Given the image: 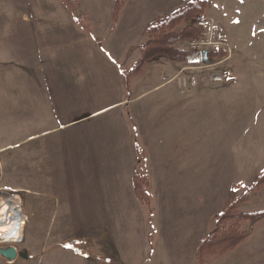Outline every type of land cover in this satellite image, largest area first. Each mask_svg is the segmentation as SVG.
I'll return each instance as SVG.
<instances>
[{
  "label": "crops",
  "instance_id": "1",
  "mask_svg": "<svg viewBox=\"0 0 264 264\" xmlns=\"http://www.w3.org/2000/svg\"><path fill=\"white\" fill-rule=\"evenodd\" d=\"M48 1L49 28L68 29L70 249L93 255L67 264H197L202 237L264 170V0H204L227 36L229 80L209 82L200 60L162 55L129 89L123 71L141 59L151 23L195 0H124L116 21L115 0H77L61 7L63 23L54 22L61 1ZM136 173L148 181L149 205ZM238 209L264 210V186ZM208 264H264V219Z\"/></svg>",
  "mask_w": 264,
  "mask_h": 264
},
{
  "label": "rangeland",
  "instance_id": "2",
  "mask_svg": "<svg viewBox=\"0 0 264 264\" xmlns=\"http://www.w3.org/2000/svg\"><path fill=\"white\" fill-rule=\"evenodd\" d=\"M59 1L55 23L65 22L59 11L68 7ZM53 9L48 0H0V206L12 223L0 249L16 245L30 255L36 248L42 252L40 259L12 262L0 254V264H67L93 256L73 254L76 244L68 237V29L49 28ZM194 17L175 31L193 26ZM86 22L81 24L90 32ZM258 36L263 42L264 30ZM194 37L176 46L191 50ZM257 50L264 53V45ZM216 61L212 66L200 60L207 80L221 83L211 79L215 70L228 72L229 80L226 58Z\"/></svg>",
  "mask_w": 264,
  "mask_h": 264
},
{
  "label": "trees",
  "instance_id": "3",
  "mask_svg": "<svg viewBox=\"0 0 264 264\" xmlns=\"http://www.w3.org/2000/svg\"><path fill=\"white\" fill-rule=\"evenodd\" d=\"M74 10L76 0H62ZM124 6V0H115L114 19H118L119 13ZM207 2L204 0H195L162 19H157L149 27L150 40L142 47V57L129 70L123 71L124 84L127 89L130 86V78L143 73L148 62L157 56H168L181 60H202L199 51L182 49L176 46V43L194 37L199 29L187 25L178 31L176 27L186 21H190L196 14L203 13L206 10ZM83 23L84 18L78 20ZM226 50L210 52L209 58L212 60L226 57ZM130 96V94H129ZM134 186L138 198L142 203L149 205L151 196L147 191L148 181L138 173L134 177ZM264 186V170L260 172L255 181L245 189L238 197H234L226 206L224 211L217 216L218 224L221 226L216 232L204 235L200 242L197 254V264H208L209 261L218 259L225 253L236 248L241 242L249 237L257 222L264 219V210L254 212H240L239 203L248 200L250 194ZM249 221L250 226L247 230H241V223ZM229 222L233 224L229 225Z\"/></svg>",
  "mask_w": 264,
  "mask_h": 264
},
{
  "label": "built area",
  "instance_id": "4",
  "mask_svg": "<svg viewBox=\"0 0 264 264\" xmlns=\"http://www.w3.org/2000/svg\"><path fill=\"white\" fill-rule=\"evenodd\" d=\"M192 25L195 28L199 29V32L189 42L191 50L199 51L200 53L202 51H208V53H210V52H216L219 50L227 51L229 49L228 40H227V37L222 27L216 21H214L209 16H207L206 14L201 13V14L196 15L192 21ZM218 63L219 62L216 61L215 59V61L211 60L210 64L214 66L215 64H218ZM210 74H211L212 81H215V82H223L229 78V73L225 71H221V70H215V72H212ZM191 81L193 85L197 84L195 78H192ZM6 198H11V197H6ZM6 224H8V221H6ZM13 246H16V245H13Z\"/></svg>",
  "mask_w": 264,
  "mask_h": 264
},
{
  "label": "water",
  "instance_id": "5",
  "mask_svg": "<svg viewBox=\"0 0 264 264\" xmlns=\"http://www.w3.org/2000/svg\"><path fill=\"white\" fill-rule=\"evenodd\" d=\"M202 59L204 63L211 62L208 51H202ZM41 253V250L36 248V252L30 255L27 250L19 249L13 245L0 249V254L10 262L15 261L18 257L40 259Z\"/></svg>",
  "mask_w": 264,
  "mask_h": 264
},
{
  "label": "bare ground",
  "instance_id": "6",
  "mask_svg": "<svg viewBox=\"0 0 264 264\" xmlns=\"http://www.w3.org/2000/svg\"><path fill=\"white\" fill-rule=\"evenodd\" d=\"M6 221H8V224H6ZM11 229L12 223L7 217V210L0 206V242L9 239Z\"/></svg>",
  "mask_w": 264,
  "mask_h": 264
}]
</instances>
